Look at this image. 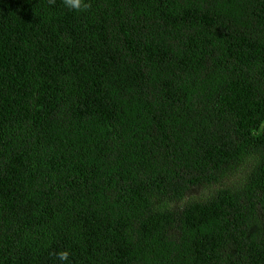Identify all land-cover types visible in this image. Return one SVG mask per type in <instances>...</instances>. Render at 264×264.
I'll use <instances>...</instances> for the list:
<instances>
[{
  "label": "trees",
  "instance_id": "trees-1",
  "mask_svg": "<svg viewBox=\"0 0 264 264\" xmlns=\"http://www.w3.org/2000/svg\"><path fill=\"white\" fill-rule=\"evenodd\" d=\"M0 0V264H264V0Z\"/></svg>",
  "mask_w": 264,
  "mask_h": 264
},
{
  "label": "clouds",
  "instance_id": "clouds-1",
  "mask_svg": "<svg viewBox=\"0 0 264 264\" xmlns=\"http://www.w3.org/2000/svg\"><path fill=\"white\" fill-rule=\"evenodd\" d=\"M64 6L69 10L83 11L89 8L86 0H63ZM70 252L62 251L58 254L59 264H68Z\"/></svg>",
  "mask_w": 264,
  "mask_h": 264
}]
</instances>
